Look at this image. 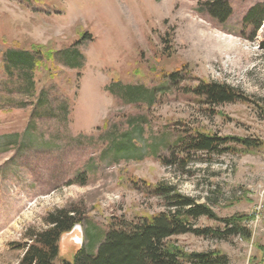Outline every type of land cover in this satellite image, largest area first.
Returning a JSON list of instances; mask_svg holds the SVG:
<instances>
[{
	"label": "rangeland",
	"instance_id": "obj_1",
	"mask_svg": "<svg viewBox=\"0 0 264 264\" xmlns=\"http://www.w3.org/2000/svg\"><path fill=\"white\" fill-rule=\"evenodd\" d=\"M206 1L0 0V264H20L27 231L46 229L50 213L71 207L85 218L62 238L61 256L72 260L83 247L97 254L112 222L165 211L152 194L162 183L221 218L251 217L250 242L193 234L174 242L220 250L231 264H264V23L255 38L244 25L264 0H228L233 15L224 25L203 13ZM33 45H50L57 57L51 71L35 73L31 91L28 74H8L4 57ZM74 49L77 65L64 57ZM200 81L231 86L248 101L209 107L186 91ZM131 86L147 91L132 94ZM195 131L262 145L192 154L184 167L163 163ZM197 227L223 229L207 218Z\"/></svg>",
	"mask_w": 264,
	"mask_h": 264
},
{
	"label": "trees",
	"instance_id": "obj_2",
	"mask_svg": "<svg viewBox=\"0 0 264 264\" xmlns=\"http://www.w3.org/2000/svg\"><path fill=\"white\" fill-rule=\"evenodd\" d=\"M203 13L224 25L233 15V8L228 0H208L201 4ZM264 23V2L254 6L244 18L245 27L253 28L255 38ZM86 34L82 39H87ZM264 49V41L262 42ZM79 52L74 49L66 51L64 57L71 65H77ZM57 51L50 45H33L31 50H12L4 57V68L8 74L16 70L25 71L29 77L31 91L35 90L34 75L43 68L49 69L56 62ZM54 68V65H53ZM180 72L176 71L169 78L178 80ZM132 94L145 93L144 86L128 87ZM187 93L200 99L209 107H220L237 102H246L238 90L218 82L200 81L187 88ZM43 100V97L41 98ZM182 134L172 146L170 159H163L167 165L184 167L192 154L234 153L238 146L245 149H259L260 141L247 138L220 137L209 133L195 131ZM184 158H180V156ZM79 182L86 184L84 177ZM152 194L162 200L165 211L146 215L137 220L119 219L110 224L103 242L96 244L97 254L90 248H82L75 253L72 260L61 256V240L65 234L82 224L85 214L80 208H66L50 213L45 221L46 229L29 230L26 233L27 244L20 246L25 253L20 264H231L230 258L220 250L208 252H189L174 242L173 238L193 234L198 237L212 238L219 241L231 237H240L250 242L253 232L245 225L251 217L236 215L221 218L208 203L182 194L176 186L165 183L154 187ZM207 218L221 225L222 228H198L197 221ZM264 252V247H260Z\"/></svg>",
	"mask_w": 264,
	"mask_h": 264
},
{
	"label": "water",
	"instance_id": "obj_3",
	"mask_svg": "<svg viewBox=\"0 0 264 264\" xmlns=\"http://www.w3.org/2000/svg\"><path fill=\"white\" fill-rule=\"evenodd\" d=\"M77 227H78V225L75 226V228L73 229L72 232H74V231L76 230ZM70 233H71V232H70ZM70 233H68V234H70ZM68 234H65V235H68ZM65 235L63 236V238L65 237ZM60 247H61V246H60ZM80 249H82V248H80ZM80 249H79V250H80ZM79 250H78V251H79ZM78 251H76V253H77Z\"/></svg>",
	"mask_w": 264,
	"mask_h": 264
}]
</instances>
